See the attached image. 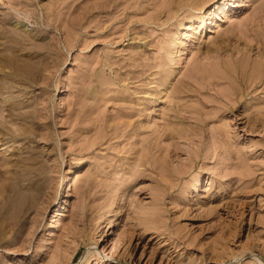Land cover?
I'll list each match as a JSON object with an SVG mask.
<instances>
[{
  "label": "rangeland",
  "instance_id": "1",
  "mask_svg": "<svg viewBox=\"0 0 264 264\" xmlns=\"http://www.w3.org/2000/svg\"><path fill=\"white\" fill-rule=\"evenodd\" d=\"M215 1L0 0V264H264V0Z\"/></svg>",
  "mask_w": 264,
  "mask_h": 264
},
{
  "label": "bare ground",
  "instance_id": "2",
  "mask_svg": "<svg viewBox=\"0 0 264 264\" xmlns=\"http://www.w3.org/2000/svg\"><path fill=\"white\" fill-rule=\"evenodd\" d=\"M225 5H226L225 0H216L215 2L210 4L209 10L203 15V20H202L203 25L204 24L206 25L207 24L206 21L207 19H209L210 24H211L209 30H213L216 26H218V18L216 19V16L219 17L220 12H222L225 9ZM187 31L188 29H186V31H184L183 34H187L188 33ZM2 188L3 189L7 188V190L9 188L11 192L14 193L13 194L14 195L13 196V207H14L16 214H18L19 211H21L26 204L32 202L36 196V193H35L36 190H33L32 188H28V190H26L23 186L19 185L15 179H12L8 184H3ZM53 226H54V222L51 221L49 223V228H52Z\"/></svg>",
  "mask_w": 264,
  "mask_h": 264
}]
</instances>
